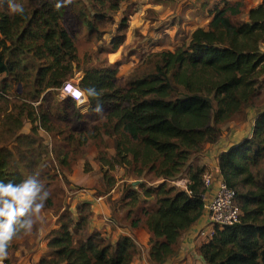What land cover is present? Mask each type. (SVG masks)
Instances as JSON below:
<instances>
[{"label": "trees", "instance_id": "16d2710c", "mask_svg": "<svg viewBox=\"0 0 264 264\" xmlns=\"http://www.w3.org/2000/svg\"><path fill=\"white\" fill-rule=\"evenodd\" d=\"M89 1L90 6L83 0L64 3L88 37L101 40L119 5L131 0ZM57 2L26 0L23 15L10 14L6 0L0 4V101L5 102L0 108V180L18 183L38 173L50 191L42 210L58 215V228L48 235L49 251L38 264H131L138 253L129 236L113 244L97 231L87 232L89 207L77 219L60 212L63 191L57 185L68 184L67 174L88 144L97 149L101 172L95 195L103 196L112 224H144L153 264L176 255L181 236L203 214L206 168L196 164L197 157L220 140L225 124L249 108L259 112L252 135L217 158L221 180L235 191L239 221L214 226L197 254L200 264H264V4L249 9L246 19L238 18V3L214 8L207 28L194 29L174 50L147 52L119 86L116 63L78 66ZM133 11L123 13L100 52L123 43ZM80 70L87 114L71 99L66 101L73 106L70 112L65 101L46 104L44 93ZM88 88L99 95H87ZM25 122L31 124L27 133L21 131ZM104 138L112 142L104 145ZM117 170L123 182L114 197ZM180 178L187 180L185 189L169 183Z\"/></svg>", "mask_w": 264, "mask_h": 264}, {"label": "crops", "instance_id": "0c3cea01", "mask_svg": "<svg viewBox=\"0 0 264 264\" xmlns=\"http://www.w3.org/2000/svg\"><path fill=\"white\" fill-rule=\"evenodd\" d=\"M155 2L152 0L123 2L125 4L122 10L128 5H132L135 12L131 16L123 43L116 50L106 53V61L118 65L117 73L119 75H128L129 72H133L136 68L134 64H137V59L140 55H146L144 52L149 49V46H151V49L154 48V51H160L161 48L174 50L188 41L189 35L194 29L198 27L207 28L214 8H221L224 3H240L239 16L241 19H246L249 9L258 5L257 0H158ZM242 3L243 7H241ZM149 16H153V19ZM157 17L158 21L153 22L155 23L154 29L149 28L154 25L151 21ZM155 28L157 29L155 30ZM131 30H134V35L132 36ZM134 45L142 46V51L138 52L137 49L132 50ZM263 45H261V49L264 51ZM124 46L128 47L122 52V47ZM127 50L128 53L125 52ZM258 114L259 112L249 108L242 118L225 124L220 140L215 144L206 145L204 151L198 155L196 164L204 166L206 171L210 172L213 177L210 194L215 191L217 183L221 180L217 164L218 155L252 135L254 122ZM30 128L31 124L25 122L21 131L27 133ZM42 135L46 140L49 139V136L45 132ZM98 177L100 181L101 176L99 175ZM181 180L186 179L183 178ZM117 182H123L122 176ZM117 182L115 183L116 186L119 184ZM186 182L187 180L185 184ZM169 183L175 185V181H169ZM180 188L185 189L186 185ZM91 189L85 190L86 194L79 193L83 205L89 207L91 212V223L87 228V232L97 231L113 244L116 243L120 236H129L134 240L138 250L131 264H153L148 260L149 232L146 226L143 224L137 228H132L125 224H112L110 211L104 202L103 196L95 195V189L92 184ZM112 190L111 194H113ZM118 195L119 193L113 196L116 197ZM71 201L72 205L69 208L73 215H70L73 219H77L78 216L74 212L73 207L78 200L72 199ZM64 207L66 208L65 205ZM57 219L58 215L52 210H42V219L33 225L31 233L27 235L23 233L13 241L4 264H38L39 260L49 251L47 247L48 235L51 231L58 228ZM203 228L208 229L204 213L181 236L177 254L163 264H200L201 260L198 257L197 249L204 239L198 236V232Z\"/></svg>", "mask_w": 264, "mask_h": 264}, {"label": "rangeland", "instance_id": "374dc122", "mask_svg": "<svg viewBox=\"0 0 264 264\" xmlns=\"http://www.w3.org/2000/svg\"><path fill=\"white\" fill-rule=\"evenodd\" d=\"M42 1L40 0V2H42ZM48 1H51V0H48ZM64 1L65 0H59V3H62V11H61L62 15L60 16V22L64 28L69 30V32H70V34L74 40V44L76 47V53L78 56V64H79L78 66L80 68H90V67H102V66L108 65V62L106 61V55H107L106 53L107 52H105V51L100 52V50L108 47V45H109L108 40H110V37L114 35V29L118 25L122 16L124 15L123 13L124 12L130 13L134 9V7L132 5H128L124 10H122L124 8V4H125V3L123 4V2H122L119 5L118 12L115 13L113 20L111 22L110 21L107 22L104 26V28L107 30V33L105 32L103 34L101 40H95L94 36L88 37L86 29L81 24L80 20L77 18L76 13H74L71 10L70 6L68 4H65ZM152 1L155 2L158 0H152ZM18 2L21 3L22 5H24L26 0H18ZM83 2L90 6V4L93 1L83 0ZM245 2H247V1H245ZM155 3H157V2H155ZM257 4H263V3H262V1L257 0ZM239 5H240V3H239ZM241 7H243V3L241 4ZM134 12L135 11H133V13L130 16H128L127 27L124 30V34H125V32H127V29L129 27V22L131 21V16L134 14ZM149 17H151V16H149ZM238 18L241 19L240 16H238ZM151 19H153V16L151 17ZM231 19L233 21L238 20V19H235V16H232ZM156 21H158V17L155 18L151 22L153 23ZM153 24L154 25L152 27H149V28L154 29L155 23H153ZM131 25H132V23H131ZM156 29L157 28H155V30ZM133 32H134V30H131V36L134 35ZM135 32H136V34H138L137 31H135ZM136 36H138V35H136ZM140 37L143 38L142 35H140ZM138 45L137 46L134 45L132 50L137 49L138 52H141L142 46H138ZM128 46L122 47V52H124V50ZM262 47H264V45ZM153 49L154 48L151 49V46H149V49H147V51H145L144 54L147 52L150 53L151 51H154ZM160 50H164V48L163 49L161 48ZM125 52L128 53V50ZM145 56L146 55H140L139 58L137 57L138 58L137 64H134L135 67L140 65L141 61L143 60V58H145ZM81 77H82L81 70L76 71V72H74V74L71 77H68V79L64 80V82L73 83V85H75L76 88H79L78 83H79ZM116 77H117V84L119 86H122L123 80L127 77V74L126 75H123V74L119 75V73H117ZM44 94H45L46 99H47L46 104L51 103L55 99V100L65 101L63 106L66 107V110L68 112H70L71 109L73 108L72 105H69L68 103L66 104V101L70 98L66 97V94L64 92L62 93L61 86L58 89H56L55 91L54 90L53 91H46ZM10 98H12V97H10ZM4 105H5V102L0 101V106H1L0 108H2ZM75 107L78 109V111L81 114H87V108H88L87 98L85 100L80 101V102H76ZM88 120H89V122H91L94 120V118L91 116H88ZM64 124L65 123L63 122V126H64ZM111 142L112 141L108 140L107 138H104V141H103V143H105L104 145L110 144ZM108 151H109V153H112L113 150L110 148V149H108ZM96 156H97V149L94 145L88 144L87 146L83 147L81 154L77 157L76 161L74 162V164H73V166L69 172L70 175L67 174L68 184L60 183L57 185V188L59 186V187H61V189L63 191V197L61 200L60 212H67L69 214H72L71 209L69 208L72 205V201H71L72 199L78 200L75 203L76 205L73 207L74 212L77 214L78 217L86 211L87 206L83 205V202L81 201L80 194H84V193L86 194L85 190H88V189L92 190L91 184H92V186H94V189L98 188V184H99L98 182L100 179L98 176L99 175L101 176V172H100V168H99L98 163L95 161ZM263 170H264V162H263ZM113 175H114L115 180L117 182L119 180V178L122 176V173H121V171L117 170V171L113 172ZM181 179H183V178H180V180ZM162 181L163 180L160 179L155 184L158 185ZM118 183L119 182H117V184ZM134 184H136V183H134ZM100 189L101 190L103 189V185L101 186ZM121 189H122V183L120 182L117 186L116 185L114 186V189L112 190V193H113L112 195L120 193ZM74 192H77V193H74ZM69 199H71V200H69ZM64 205L66 206V208L64 207ZM69 209H70V211H69ZM111 222H113V221L111 220ZM114 223H116V222H114Z\"/></svg>", "mask_w": 264, "mask_h": 264}, {"label": "clouds", "instance_id": "9594fccd", "mask_svg": "<svg viewBox=\"0 0 264 264\" xmlns=\"http://www.w3.org/2000/svg\"><path fill=\"white\" fill-rule=\"evenodd\" d=\"M5 0H0L3 4ZM10 14L23 15L24 6L18 0H6ZM67 2V0H65ZM56 7H60L59 0ZM74 86L67 83L66 88ZM89 96H98L95 88L86 89ZM97 105L96 111H100ZM33 173L18 183L0 180V264L8 257V248L17 235L31 233L33 225L42 219V209L50 196V191Z\"/></svg>", "mask_w": 264, "mask_h": 264}, {"label": "built area", "instance_id": "2783aa9c", "mask_svg": "<svg viewBox=\"0 0 264 264\" xmlns=\"http://www.w3.org/2000/svg\"><path fill=\"white\" fill-rule=\"evenodd\" d=\"M260 1L264 4V0ZM67 83L69 82H64L61 85L62 93L64 92L66 97L76 102L86 99L85 94L80 88H76L75 85L66 88ZM185 181L186 180L180 179L175 180V185H179L178 187L185 186ZM202 182L205 187V192L202 194L201 198L203 201V213L206 215V227H208V229L203 228L199 230L198 236H201L205 241L213 234L214 226L237 223L240 218V210L233 202L235 191L228 187L223 180L217 183L216 189L212 194H210V192L213 184V177L210 172L205 171L203 173Z\"/></svg>", "mask_w": 264, "mask_h": 264}]
</instances>
